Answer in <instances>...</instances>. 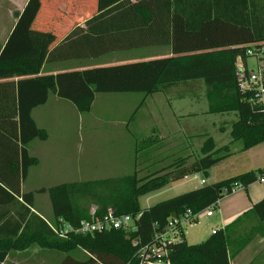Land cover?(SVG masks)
Returning a JSON list of instances; mask_svg holds the SVG:
<instances>
[{"label":"trees","instance_id":"1","mask_svg":"<svg viewBox=\"0 0 264 264\" xmlns=\"http://www.w3.org/2000/svg\"><path fill=\"white\" fill-rule=\"evenodd\" d=\"M41 6L42 0H29L22 13H14L18 21L0 52V222L18 196L28 212L34 206L35 193H21V182L39 163L30 145L47 140L49 133L38 125L33 112L56 93L86 110L92 107L97 92L144 93L148 97L180 83L202 79L208 87L210 113L237 112L238 119L230 132L232 142L241 141L243 150L264 142V112L242 94L236 77L237 58L246 57L247 45L264 43V0H98V13L88 21V33L93 23L110 20L108 17L116 16L122 7L135 13V24L125 25L135 28V44H141V48L167 45L171 54L54 77L39 75L45 54L50 52L49 44L42 47L38 57H32L39 36L32 27ZM80 30L83 31H72L51 55L64 50ZM93 33L100 36L104 32ZM204 138L201 155L195 160L172 156L173 163L154 172L147 169L145 177L139 175L137 153L163 142L155 135L137 140L133 174L40 189L50 197L54 219L32 213L23 227L20 222L9 234L4 230L5 223L0 225V264L11 250H26L33 245L59 252L63 255L60 264H141V248L152 243L155 232L166 227L173 213L203 211L225 198V190L235 183L243 184L247 190L263 176L264 169L250 170L143 209L142 196L191 174L208 176L214 165L232 155L230 144L218 147L213 137ZM90 205L95 206L98 217L104 216L109 207L117 214H139L137 229L71 234L65 238L48 223L58 225L63 219L77 226L92 218ZM258 236L264 237V198L203 242L189 244L185 240L169 245L163 260L170 264H232Z\"/></svg>","mask_w":264,"mask_h":264},{"label":"rangeland","instance_id":"2","mask_svg":"<svg viewBox=\"0 0 264 264\" xmlns=\"http://www.w3.org/2000/svg\"><path fill=\"white\" fill-rule=\"evenodd\" d=\"M1 4L6 6L2 0L0 7ZM1 9L0 38L12 24L10 15L3 13ZM207 88L204 80L199 79L180 83L148 97L144 93H99L93 106L86 110H81L62 97L61 102L40 108L36 118L39 126L47 129L49 137L47 142H35L38 143L37 153L42 151L41 165L40 168L33 166L29 189L42 185L47 188L65 182L133 174L137 140L142 141L156 130L163 131V124L176 132L177 136L173 137L176 140L158 142V145H163L164 148H157L151 157L149 156L153 151L149 146L137 153L140 155V177L148 174L147 169L154 172L173 163L172 156H190L191 161L195 160L201 155L205 136L213 137L218 147L230 144L232 155L214 165L208 176L203 173L191 174L188 178L171 182L159 191L142 196L140 205L143 209L192 190L194 186L199 185L197 177L211 184L250 170L264 169V142L248 150L242 149L241 141L232 142L230 132L238 119L237 112L210 113ZM258 183L264 187L263 181ZM243 192L225 197L220 204L236 201ZM39 202L44 215L53 220L54 214L48 193L40 195ZM90 207L94 213L95 206ZM214 210L216 211L217 207ZM216 224L215 217L203 215L200 224L186 226L187 242L193 244L205 241ZM218 224L220 227L225 225L219 221ZM263 243L257 238L242 253L241 258L233 259V264H262L261 256L257 253ZM45 250L47 253L54 252L47 256L45 264H60L63 255Z\"/></svg>","mask_w":264,"mask_h":264},{"label":"crops","instance_id":"3","mask_svg":"<svg viewBox=\"0 0 264 264\" xmlns=\"http://www.w3.org/2000/svg\"><path fill=\"white\" fill-rule=\"evenodd\" d=\"M2 1L6 3V6H3L1 4L2 7H0V9L2 8L1 10L3 13H7L10 15L12 24L11 26H9L7 33L3 34V37L0 38V52L4 48L9 36L11 35L18 21V18L15 16L14 13H22L29 2V0ZM135 1L136 0H131V2ZM3 10H5L6 12ZM97 13L98 0H42L40 12L32 27V30L37 31V34L39 35L38 39L35 40L36 48L33 52L32 57H38L39 52L42 50V47L46 44H49L48 51L50 52L48 54H45V58L43 59L39 71L40 76L54 77L60 73H75L90 71L94 69H102L104 67H111L125 63L147 61L150 59L160 58L171 54L170 47L167 45H151L145 48H141V44H135V28H125L126 24H135V13L133 10L126 11L125 8L122 7H119L116 16L108 17L111 18L110 20H104L101 22L93 23L92 28L88 33V30L91 27L88 24V21L92 19V17ZM76 28H80L83 31L80 30L74 37V39H72L71 43H69L64 48V50L52 56L51 51L60 44H62L64 41H61L64 40L68 35H70L72 31H74ZM93 30L98 33L103 31L104 33H102L100 36L94 35ZM93 38H97V40L94 41ZM63 47L64 45L62 46V48ZM146 49H149L151 51H146ZM99 93L108 92H97L95 94L93 104L98 98ZM61 100V97H59L57 93L53 94L46 104L39 106L34 110L33 116L35 120L37 121L36 114L38 110H40V108H43L44 106H47L51 103H59L61 102ZM72 103L73 105H76L74 102ZM163 125V131L156 130L152 135L163 139L164 142H166L167 140L175 141L176 138L173 137L177 136L176 132L169 130L166 124ZM47 141L48 140H44V142ZM35 142L32 143L29 148L31 154L39 159V163L34 167L40 168V156L42 151H38L37 153L36 147L38 143ZM157 146L158 145L156 144L154 145V147H151V150H153L154 154L156 153L155 150L157 151V148L159 147ZM154 154H152V156ZM32 168L30 169L29 175L26 180L21 182V193L30 191L34 192V206L31 208V212H28L26 205L23 202V199L19 196L17 197L18 201H15L10 206H8L9 212L6 218L2 222H0V225H3L5 223L3 225L4 230L8 234L13 233L17 229V226L20 222H22L23 227L32 216V213L48 220L46 215H44L43 209L40 207L39 202L40 195L45 194L39 191L42 188H46V186L42 185L30 189L28 187L29 185H31L29 183V178L31 177ZM196 181H198L199 185L194 186L193 189L199 188L201 187V185L207 184V180L203 184L198 177L196 178ZM242 192L243 194L240 195V197H238L234 202H227L224 205L222 203L220 204V202L224 198L218 202L216 210L217 212L215 211L214 215L211 216V218H216L217 224L212 227L211 231L213 229H220L227 226L240 215H242L244 212L251 209L255 203L259 202L261 199L264 198V187L261 186L258 181L251 184L247 190H242ZM233 195L234 194L226 197H230ZM2 209L3 208H0V212ZM218 221L219 223L221 222L225 225L220 227ZM257 238L258 240L261 239V241L264 242V237L258 236L254 238L246 246V248L236 257L237 260L241 258L242 253H244V251L247 250V248L253 242H255ZM50 254L54 253H47L45 249L39 247L38 245H33L27 248L26 250H11L3 264H45V262L48 260L47 256H51ZM257 254H260V261L262 262V264H264V243ZM233 262L234 260L232 261V264Z\"/></svg>","mask_w":264,"mask_h":264},{"label":"built area","instance_id":"4","mask_svg":"<svg viewBox=\"0 0 264 264\" xmlns=\"http://www.w3.org/2000/svg\"><path fill=\"white\" fill-rule=\"evenodd\" d=\"M236 77L242 94L249 99L253 106L260 107L264 112V43L257 42L247 45L246 57L239 56L237 58ZM258 181L264 182V174L259 177ZM201 182L204 184L206 180L202 179ZM242 190H245V186L235 183L230 189L225 190V194L229 196ZM218 202L200 212L187 209L181 215L171 216L166 227L155 232L152 243L141 248V264H170L169 261L163 260L168 254V246L184 242L186 226L200 224L203 215L213 216L214 208L217 207ZM95 212L96 208L90 220H82L77 226L67 223L63 219L59 220L58 225L49 221L48 223L56 234L66 238L71 234L87 235L112 229L134 231L137 229L136 221L140 218L139 214H117L113 207H109L107 213L102 217L95 216ZM218 230L213 229L212 233H216Z\"/></svg>","mask_w":264,"mask_h":264},{"label":"water","instance_id":"5","mask_svg":"<svg viewBox=\"0 0 264 264\" xmlns=\"http://www.w3.org/2000/svg\"><path fill=\"white\" fill-rule=\"evenodd\" d=\"M176 215H177V213H173V214H172V216H176Z\"/></svg>","mask_w":264,"mask_h":264}]
</instances>
